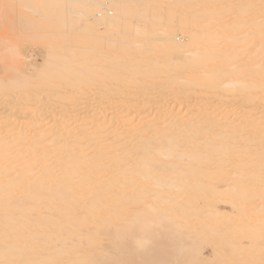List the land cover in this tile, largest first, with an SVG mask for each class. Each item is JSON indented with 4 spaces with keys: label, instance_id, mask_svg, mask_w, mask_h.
I'll return each mask as SVG.
<instances>
[{
    "label": "bare ground",
    "instance_id": "bare-ground-1",
    "mask_svg": "<svg viewBox=\"0 0 264 264\" xmlns=\"http://www.w3.org/2000/svg\"><path fill=\"white\" fill-rule=\"evenodd\" d=\"M0 26L46 50L0 39V264H264V0H0Z\"/></svg>",
    "mask_w": 264,
    "mask_h": 264
},
{
    "label": "rangeland",
    "instance_id": "rangeland-1",
    "mask_svg": "<svg viewBox=\"0 0 264 264\" xmlns=\"http://www.w3.org/2000/svg\"><path fill=\"white\" fill-rule=\"evenodd\" d=\"M3 1V0H2ZM14 11H11V12H8L7 13V15L9 16V17H7L8 18V20L9 21H11V20H13V21H15V20H19L20 19V12H17V13H13ZM19 16H18V15ZM15 16H18V18H16ZM11 17V18H10ZM33 17V16H32ZM16 18V19H15ZM12 23H14V22H12ZM15 23H16V25H17V23L18 22H16L15 21ZM14 23V24H15ZM4 27H2L1 28V26H0V39L2 38V37H5V43L6 44H10L11 42H16V44H18L19 45V49H20V51H21V54L22 55H24V56H27V58H22V62L19 64V65H21L22 67H23V69H25V68H28V66H29V70L28 69H25L27 72H33L32 70H36V69H34V68H37V70L38 69H40V68H42L43 67V65L45 64L44 62H45V52H46V50L44 51V49H45V46H44V44H43V42H41V41H38V40H34V41H28V38H26L27 40H25V37L24 36H22V37H24L23 39H21L22 37L21 36H19L20 37V39L22 40V43H21V41L20 42H17L16 41V39H17V37H15L17 34L16 33H18L19 31H17L18 30V28L17 29H15L16 30V32H15V30H13L12 32L13 33H11V35H13V36H6V30L4 31V29H3ZM16 28V27H15ZM178 30V29H177ZM31 31V30H30ZM30 31H26V32H30ZM33 32H34V29L32 30ZM179 31V32H178ZM178 31H175V32H177L176 33V35H178L179 37H185V33H184V30H183V32H181L180 30H178ZM25 31H23V33L25 34L26 33ZM30 33H32V32H30ZM29 34V33H28ZM15 35V36H14ZM18 36V35H17ZM18 37V38H19ZM27 37V36H26ZM48 37V36H47ZM13 38H15V39H13ZM19 39V40H20ZM28 42H31V43H28ZM56 42H59V39H58V41H56ZM35 52V53H34ZM24 53V54H23ZM32 53V54H31ZM32 55V56H31ZM0 59H3L1 56H0ZM5 59H6V61L7 62H9L10 61V58H9V56H5ZM179 60H182V58H178ZM24 61V62H23ZM26 61V62H25ZM2 62H3V60H2ZM2 62L0 61V74L1 73H4L3 72V70H4V66H1V64H2ZM23 63V64H22ZM32 63H34V64H36V63H38V64H36V65H34L33 64V66L31 65ZM18 65V66H19ZM26 65V67H24ZM20 66V67H21ZM32 66V67H31ZM34 66H37V67H34ZM21 67V68H22ZM30 67H31V69H30ZM3 68V69H2ZM8 70V69H7ZM9 71V70H8ZM223 205V207H224V205H225V209L224 210H226V212H230L231 211V208H229L230 206L228 205V204H222ZM228 205V206H227Z\"/></svg>",
    "mask_w": 264,
    "mask_h": 264
}]
</instances>
